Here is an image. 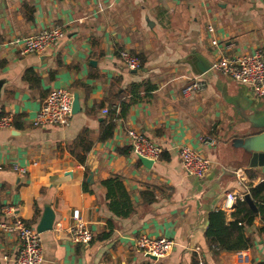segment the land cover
<instances>
[{
  "label": "crops",
  "instance_id": "0c3cea01",
  "mask_svg": "<svg viewBox=\"0 0 264 264\" xmlns=\"http://www.w3.org/2000/svg\"><path fill=\"white\" fill-rule=\"evenodd\" d=\"M55 26L64 35L44 55L23 52L19 42ZM257 49L264 51V0H0V118L12 116L15 124L0 128V224L19 218L37 230L51 207L56 219L53 230L41 234L43 264H237L235 253L209 247L205 234L209 215L224 211L228 193L248 194L250 184L264 181V168H255L258 177L250 179L248 164L235 165L240 153L231 146L233 139L258 131L252 119L264 113V100L212 65L220 55ZM121 51L143 56L144 66L127 68ZM193 79L203 81L204 90L184 98L181 91ZM144 81L157 89L148 97L142 93L145 99L117 119L114 136L100 142L110 116L102 110L120 113L119 101L106 102L113 86L123 92ZM59 88L78 96L80 111L66 127H35L42 103ZM130 98L126 93L125 100ZM86 130L94 146L82 165L68 147ZM129 130L162 146L166 158L151 168L139 164ZM207 135L215 138L214 147L200 145ZM183 146L211 161L204 178L184 171ZM224 169L235 176L222 179ZM114 175L122 177L134 202L128 218L107 207L101 182ZM76 210L93 232L88 246L67 238ZM224 212L231 221L232 213ZM263 228L259 216L246 227L253 241L250 264L264 261ZM109 232L110 238L99 240ZM140 235L171 239L175 248L152 260L136 248ZM18 249L17 236L0 228V264H13Z\"/></svg>",
  "mask_w": 264,
  "mask_h": 264
},
{
  "label": "built area",
  "instance_id": "2783aa9c",
  "mask_svg": "<svg viewBox=\"0 0 264 264\" xmlns=\"http://www.w3.org/2000/svg\"><path fill=\"white\" fill-rule=\"evenodd\" d=\"M214 32L212 27L209 28ZM63 31L59 26L44 29L37 34L29 36L19 42L25 54L44 55L59 39L63 37ZM217 46L218 42H212ZM120 57L124 65L136 70L140 67L138 56L128 51H121ZM212 69L230 77L235 82L249 86L256 97L264 100V51L257 49L253 53L236 55H220L213 62ZM205 84L199 79L191 80L181 91L184 98H190L204 90ZM74 94L71 90L59 88L52 90L46 97L40 110L38 111L34 126L66 127L73 116ZM102 113L108 115V109H103ZM14 119L12 116L0 118V128L12 129ZM131 145L132 155L139 159L145 158L153 162L161 159L164 148L144 134L129 130L127 132ZM202 147H214L216 140L211 136H203L199 140ZM181 164L187 175L204 178L210 171L211 161L201 151L189 146L180 148ZM1 169V167H0ZM245 193H228L223 202L222 209L233 213L238 202L245 201ZM11 208L4 209L10 212ZM73 223L66 229L67 238L76 245L88 246L93 241V232L88 224L83 220L78 210L73 212ZM0 228L9 235H16L19 240V249L13 260V264H43V244L41 234L24 220L14 218L11 221L1 223ZM61 225L55 228L59 232ZM264 238V232H263ZM138 252L145 256H153L164 259L170 256L175 248V242L171 239L151 238L147 235H140L136 240ZM237 264H250V256L247 250L235 253ZM8 261V257H4ZM196 264H204L198 260Z\"/></svg>",
  "mask_w": 264,
  "mask_h": 264
},
{
  "label": "trees",
  "instance_id": "16d2710c",
  "mask_svg": "<svg viewBox=\"0 0 264 264\" xmlns=\"http://www.w3.org/2000/svg\"><path fill=\"white\" fill-rule=\"evenodd\" d=\"M28 19H33V11H30ZM138 57L140 59V68H142L145 64V58L141 55ZM29 75L33 76L37 82L39 81L38 76L33 73V71H29L27 76ZM156 89L157 87L152 85L149 81L134 83L123 92H118V89L113 86L106 102L114 104V102L119 101L120 113H116V108L111 109L109 118L102 124L99 141L106 142L110 140L114 136L117 127V119L125 117L127 110L133 104L145 99V96L148 97V95H150L149 93H152ZM126 93L131 96L128 101L125 100ZM142 93L146 95L143 96ZM113 94L115 96H113ZM103 105L104 103H102V106ZM93 146L94 142L90 138V132L86 130L68 147V151L80 164L84 165ZM161 158H166L164 153ZM138 163L140 164L141 162L139 161ZM248 169L249 168H247L248 178L255 179L258 177L255 173V168ZM101 186L105 189L107 207L113 215L119 218H128L135 212L134 202L129 192L126 190L121 176L114 175L102 181ZM84 190L88 193H92L86 182H84ZM148 191L149 190L141 193L143 199L148 198ZM248 192L258 208V213L253 212L245 201L237 203L235 211L231 214V221H228L227 214L224 211L218 210L211 213L209 215V226L205 234L209 247H217L227 253H237L252 248L253 241L251 237L248 236L246 227L251 226L257 216L264 222V181L256 186L250 184ZM151 195L153 196V193H151ZM150 201L152 200L148 199V202ZM109 223L110 227H112L113 221L110 220ZM262 231H264V228ZM110 236L111 232L103 233L99 236V240H106L110 238ZM255 264H264V261Z\"/></svg>",
  "mask_w": 264,
  "mask_h": 264
},
{
  "label": "water",
  "instance_id": "95a60500",
  "mask_svg": "<svg viewBox=\"0 0 264 264\" xmlns=\"http://www.w3.org/2000/svg\"><path fill=\"white\" fill-rule=\"evenodd\" d=\"M95 61H91V64H95ZM195 65L197 68L203 73L204 68L200 67L198 65V59L195 60ZM80 111L78 96H74V104H73V114H76ZM252 127L257 129L258 133L245 136V137H238L232 140L231 146L236 151L239 152V158L240 161L234 162L235 165H242L243 163L248 164V167L250 169L254 168H264V113L259 116L252 119ZM139 161L145 166L146 168H151L154 164L153 161L145 159V158H139ZM235 176V174L232 171H229L227 169H224L221 175L222 179H226L228 177ZM93 178V174H91L88 178V181L90 182ZM245 202L249 205L251 210L255 213H258V208L253 201L250 194L245 195ZM56 216L54 214V211L51 207L46 206L45 211L42 215V218L37 226V231L42 234L47 231H52L54 228ZM152 260H157V258L153 256H149Z\"/></svg>",
  "mask_w": 264,
  "mask_h": 264
},
{
  "label": "rangeland",
  "instance_id": "374dc122",
  "mask_svg": "<svg viewBox=\"0 0 264 264\" xmlns=\"http://www.w3.org/2000/svg\"><path fill=\"white\" fill-rule=\"evenodd\" d=\"M218 147H220V146H222L223 145V142H222V140L220 139V137H219V140H218Z\"/></svg>",
  "mask_w": 264,
  "mask_h": 264
}]
</instances>
